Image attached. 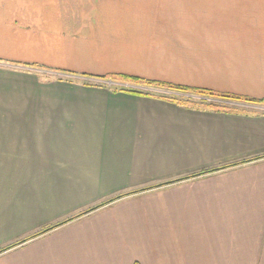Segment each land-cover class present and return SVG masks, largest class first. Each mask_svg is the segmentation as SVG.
Wrapping results in <instances>:
<instances>
[{
	"label": "crops",
	"instance_id": "1",
	"mask_svg": "<svg viewBox=\"0 0 264 264\" xmlns=\"http://www.w3.org/2000/svg\"><path fill=\"white\" fill-rule=\"evenodd\" d=\"M132 78L264 99V0H0V264H264V104Z\"/></svg>",
	"mask_w": 264,
	"mask_h": 264
},
{
	"label": "trees",
	"instance_id": "2",
	"mask_svg": "<svg viewBox=\"0 0 264 264\" xmlns=\"http://www.w3.org/2000/svg\"><path fill=\"white\" fill-rule=\"evenodd\" d=\"M132 79L137 80L138 82H141L144 84H148V85L154 84V85L163 86L169 90L182 92V93H194V94H197L200 96H205V97H216V98L227 99V100L228 99L229 100H243V101H248V102L263 103L264 104V99L251 98V97L241 96V95L232 94V93H228V92H218V91H214L211 89L189 87V86L178 85V84H173V83H162V82H156V81H152V80H145V79H141V78H132ZM165 98L172 100L176 104L187 105V106H215L216 105L215 103H204V102H200V101H193L190 99H181V98H176V97H174V98L173 97H165ZM262 156H264V155H261V157ZM258 157H260V156H258ZM258 157H255V158H258ZM208 171H210V170L203 171V172H208ZM119 196H121V195H118L114 198H117ZM110 200H112V199H110ZM108 201H105L104 203H106ZM104 203H101V204H104ZM91 209L92 208H90L88 210H91ZM80 214H82V213H80ZM58 224H60V223H57L56 225H58ZM56 225L49 226L48 228H52Z\"/></svg>",
	"mask_w": 264,
	"mask_h": 264
},
{
	"label": "rangeland",
	"instance_id": "3",
	"mask_svg": "<svg viewBox=\"0 0 264 264\" xmlns=\"http://www.w3.org/2000/svg\"><path fill=\"white\" fill-rule=\"evenodd\" d=\"M192 99H195L194 97H191ZM181 99H183V97L181 98ZM186 99V98H185ZM197 99V98H196ZM191 100V99H190Z\"/></svg>",
	"mask_w": 264,
	"mask_h": 264
}]
</instances>
